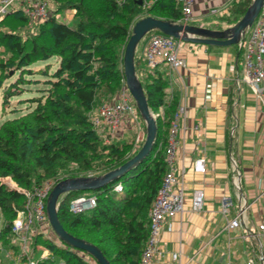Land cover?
I'll return each instance as SVG.
<instances>
[{
	"label": "trees",
	"instance_id": "1",
	"mask_svg": "<svg viewBox=\"0 0 264 264\" xmlns=\"http://www.w3.org/2000/svg\"><path fill=\"white\" fill-rule=\"evenodd\" d=\"M250 2L234 3L230 11L234 23ZM54 4L51 14L37 20L27 34L24 30L29 17L22 8H12L0 17V89L7 79L19 74L5 87L3 102L26 90L24 83L32 81L27 75L48 76L46 86L38 89L39 95L22 100L30 102L27 111L0 124V177L11 176L23 188L49 179L58 182L71 176L100 174L134 155V139L105 141L92 124L91 112L103 101L116 98L126 83L123 53L133 24L146 15L180 20L182 14L176 0H54ZM63 10L73 11L74 26L56 17ZM151 32L160 31L152 30L145 38ZM236 46L240 59L243 50ZM55 56L59 64L53 71L50 64L31 68L35 62ZM142 64L137 47V72L157 115L153 150L133 169L94 190L97 205L91 212L69 210L71 199L82 194L81 190L64 193L59 203V218L66 230L98 245L112 264L140 263L150 230L148 212L168 170L166 147L180 103L178 94L168 98L169 80L161 69L156 66L141 73ZM118 182L123 185L121 191L114 189ZM24 201V194L0 183V213L5 218L0 264L4 247L17 251L11 244V226L16 208ZM38 244L51 255L37 264L59 260L97 264L88 253L56 244L44 232L33 242V246Z\"/></svg>",
	"mask_w": 264,
	"mask_h": 264
},
{
	"label": "crops",
	"instance_id": "2",
	"mask_svg": "<svg viewBox=\"0 0 264 264\" xmlns=\"http://www.w3.org/2000/svg\"><path fill=\"white\" fill-rule=\"evenodd\" d=\"M236 1L195 0L193 22L189 23L212 29L229 27L234 23L230 11ZM213 8L217 10L213 12ZM67 16H73V11ZM239 51L237 46L185 41L181 48L185 66L172 70L167 64L158 65L169 80L168 98L178 94L181 101L186 90L175 159L186 195L185 210L164 223L160 240L163 253L151 264H249L257 249L256 237L264 242V200L258 199L264 190V106L256 101L248 85L236 84V68L243 67V53L239 59ZM129 129L121 128L114 140L124 138ZM199 156L206 157L205 172L194 168ZM196 189L206 193L200 212L191 210ZM225 195L235 200L230 219L237 215L240 204L247 202V227L226 228L228 218L220 212ZM41 247L42 253L46 251L38 244L35 252ZM174 252L177 259L172 256Z\"/></svg>",
	"mask_w": 264,
	"mask_h": 264
},
{
	"label": "built area",
	"instance_id": "3",
	"mask_svg": "<svg viewBox=\"0 0 264 264\" xmlns=\"http://www.w3.org/2000/svg\"><path fill=\"white\" fill-rule=\"evenodd\" d=\"M16 0H0V17L9 12L12 8H16L13 4ZM23 7V11L29 17V23L37 20L45 19L51 14L49 0H19ZM181 5V19L179 21L189 23L193 18L195 0H176ZM217 9L213 8L215 12ZM56 17H60L56 15ZM245 36L238 44L242 48L243 67L241 70L236 68V84H247L253 93L256 101L264 106V3L256 17L253 25L250 27L249 34ZM182 39L164 34L162 32H151L147 38L143 49L142 58L144 67L141 73L151 72L159 64H167L173 70H178L186 65V59L181 55ZM185 89V88H184ZM132 97L123 87V90L113 100L103 101L95 108L90 115L93 126L98 130L104 126L106 132H98L105 141L111 142L117 137L118 131L124 127L131 128L134 124L140 123V114L131 103ZM186 90L183 91L182 100L179 103L177 112L171 122L168 144L166 147V162L168 170L164 175L162 184L149 208L150 230L145 248L141 253L139 264H151L154 257L161 256L163 249L160 245L161 231L166 221L174 218L185 210V182L177 175V167L175 159L179 148V140L176 137L178 129V120L185 113ZM183 101V102H182ZM156 115V114H155ZM157 116V115H156ZM236 166V164H235ZM194 168L196 171L205 172L207 170L206 157L199 156L194 160ZM11 176L0 177V183L4 184L8 189L17 191L25 196L22 206L17 207V215L11 226L13 240L11 244L17 245V251L12 254L6 249L8 258L14 264H37L34 261L33 242L42 232L40 224L47 221L46 202L49 193L56 183L54 179L44 181L42 184H35L31 188H23L11 185L8 181ZM237 184V183H236ZM238 186V185H237ZM116 191H121L123 185L118 182L114 185ZM264 198V190L260 193L258 199ZM206 201V193L201 189H196L192 194L191 210L200 212L204 209ZM242 201V200H241ZM247 202L240 204L237 215L229 218V215L235 206V200L231 195L222 197L220 212L226 217L227 229L236 227H247L245 221V205ZM97 205V196L95 194H80L71 199L69 210L73 212L89 211ZM1 232L0 230V248H1ZM256 237V235H255ZM260 250H255L250 257L249 264H264V242L260 241ZM5 249V247L3 248ZM49 256V250L46 249L39 259H46ZM173 258L177 259L178 254L173 253ZM56 264H66L65 261L59 260Z\"/></svg>",
	"mask_w": 264,
	"mask_h": 264
},
{
	"label": "water",
	"instance_id": "4",
	"mask_svg": "<svg viewBox=\"0 0 264 264\" xmlns=\"http://www.w3.org/2000/svg\"><path fill=\"white\" fill-rule=\"evenodd\" d=\"M139 3H142V0H139ZM263 3L264 0H251L243 16L233 25L222 29H212L154 15L143 16L133 24L131 35L124 48L123 67L126 86L135 100L140 116L145 122V140L132 157L115 168L101 174L67 177L54 184L47 198L46 214L53 232L63 244L88 253L97 264H112L98 245L66 230L59 218V203L61 195L66 192L96 190L107 185L137 166L153 150L158 132L157 118L150 108L136 68V51L143 37L152 30H159L164 34L187 42L216 46L236 45L241 42L248 29L253 25ZM245 207H247V204Z\"/></svg>",
	"mask_w": 264,
	"mask_h": 264
},
{
	"label": "rangeland",
	"instance_id": "5",
	"mask_svg": "<svg viewBox=\"0 0 264 264\" xmlns=\"http://www.w3.org/2000/svg\"><path fill=\"white\" fill-rule=\"evenodd\" d=\"M13 5L16 8H22L23 7L22 3L19 0H16ZM49 7H50L51 11L55 9L54 0H49ZM69 11L70 10H63V11H60L57 15L60 16L59 17L60 20L65 21L67 24H69L71 26H74L75 25V19H73V16H70V17L67 16V13ZM190 22H193V21H190ZM34 23L35 22H32L31 24L30 23L28 24L27 29L24 30V34H27L28 32H30V30L34 26ZM249 31H250V28L248 29V31H247L248 33L247 34H249ZM145 41H146V38L144 37L141 40V42L139 43V45H138V53L140 52V50H141L142 46L144 45ZM229 46H236V45H229ZM124 48H125V46H124ZM47 64L51 65L50 71H53L59 64L58 57L55 56V57H51V58H49L47 60H39V61L35 62L34 64H32L31 68H33L34 70H38L40 68H44ZM142 66H144V65L142 64ZM241 74H242V68H241ZM18 77H19V74L13 75L10 79H7L4 82V85L0 89V124H1L2 121H4L7 118L19 116L22 113H24L25 111H27L28 106L30 105V102L27 101V100H25V101H22V100L39 95L40 92H39L38 89L44 88L46 86L45 80L47 79L48 76L44 75V74H41V73H36L34 75H27V78H31L32 81L29 82V83H24L23 86H24V88H26V90H24L22 93L14 94L11 97L9 102L4 103L3 102V91H4L5 87L9 85V82L15 81ZM142 78H143V76H142ZM243 85L245 86L247 84H245L243 82ZM123 87L126 88V91L131 96V94H130L127 86H126V83H125V85ZM122 90H123V88L120 90V92ZM17 92H19V91H17ZM131 103L137 109L136 103L133 101V97H132ZM137 111H138V109H137ZM97 131L98 132H106V128L104 126H102ZM128 131H129L128 134L124 138H122L121 141H125L127 139H132L133 138L134 139V146H135V148L133 150H134V154H135L139 150V148L142 146L143 141L145 140V136H146V126H145V122L143 121L141 116H140V123L139 124H134ZM126 133H127V131H126ZM89 175H93V174H89ZM8 181H9V183L11 185H14V186H17V187H22L12 177H10V179H8ZM93 192H94V190H81V193L85 194V195L92 194ZM263 200H264V198H262V201ZM88 212H91V210H89ZM249 215L250 216L252 215V209L249 210ZM4 226H5V218L0 213V230L3 229ZM39 227H40V230L42 232H44V234L46 236H48L54 243L63 244L61 242V240L53 232L48 220L45 221L42 225L40 224ZM12 240H13V237H11V241ZM262 243H263V241H262ZM256 248H257V251H258V248H260V243L258 241L256 243ZM43 249L44 248L41 247L40 250L37 253L35 252L34 258H33L34 261L39 260ZM2 252H3V260L1 261L2 264H14V262L8 258L6 249H2ZM15 252L16 251L12 248L11 253L14 254ZM92 260H94V259L92 258ZM259 262L257 261V264ZM54 264H56V262Z\"/></svg>",
	"mask_w": 264,
	"mask_h": 264
}]
</instances>
